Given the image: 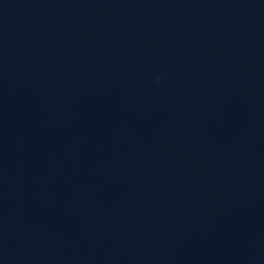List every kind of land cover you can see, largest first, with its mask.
Segmentation results:
<instances>
[{"label": "water", "instance_id": "water-1", "mask_svg": "<svg viewBox=\"0 0 264 264\" xmlns=\"http://www.w3.org/2000/svg\"><path fill=\"white\" fill-rule=\"evenodd\" d=\"M0 264H264V0H0Z\"/></svg>", "mask_w": 264, "mask_h": 264}]
</instances>
